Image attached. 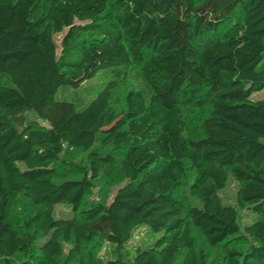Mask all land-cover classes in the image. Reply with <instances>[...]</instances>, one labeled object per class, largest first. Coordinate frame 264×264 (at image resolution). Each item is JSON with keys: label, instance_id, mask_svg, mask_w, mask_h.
Masks as SVG:
<instances>
[{"label": "trees", "instance_id": "obj_1", "mask_svg": "<svg viewBox=\"0 0 264 264\" xmlns=\"http://www.w3.org/2000/svg\"><path fill=\"white\" fill-rule=\"evenodd\" d=\"M113 48L127 61L100 70L140 65L149 95L120 99L113 79L80 110L57 100ZM263 59L264 0H0V264H210L206 248L242 233L248 250L225 264H264ZM189 109L207 114L200 137L186 136ZM70 149L76 162L62 159ZM189 171L200 207L177 196ZM118 172L111 202L85 206ZM230 174L237 205L220 197ZM244 210L257 221L242 230ZM145 227L160 237L129 256ZM107 243L118 254L105 262Z\"/></svg>", "mask_w": 264, "mask_h": 264}, {"label": "rangeland", "instance_id": "obj_2", "mask_svg": "<svg viewBox=\"0 0 264 264\" xmlns=\"http://www.w3.org/2000/svg\"><path fill=\"white\" fill-rule=\"evenodd\" d=\"M232 23L233 21L222 28L221 32L223 33L225 30L231 27ZM64 34L65 32L58 34L55 37L58 48L60 47L61 40ZM109 53H113L115 54V56L112 55L110 56V58H108L106 55L107 53H97L93 56L92 59L91 55V59H89V62L91 63L87 69V72L72 76V80L76 82V85L78 87H62L56 96L57 100L73 103L76 108L80 110L99 94V92L104 88L105 84L108 81L113 79H117L120 83V99H124V95L126 94V92L132 88L142 90L144 93L149 95V88L145 84L141 75L140 65L132 62L131 64L119 66L116 68L100 70L109 66L119 65L127 61L126 59H124L125 54L123 50L121 51V49L113 48ZM93 62H95V64ZM262 67H264V59L261 62L259 68ZM98 69L100 71H98L95 75V72ZM263 99L264 90L252 95L253 101ZM187 115L188 130L186 136L190 138H196L203 135V120L207 114L200 110L194 111L192 109H189L187 111ZM29 118L30 120H34L33 115H29ZM38 124L40 126H47V124L42 122H38ZM81 155V152L70 149L65 151L62 159L67 162H76L81 157ZM193 177L194 172L189 171L185 183L178 191L177 196L184 203V205H195L200 207V203L195 198L191 197L189 193V185L192 182ZM124 181V176L121 172L116 173L111 178H102L96 183L95 188L90 191L85 198V206H89L95 202L110 203L118 188L123 184ZM239 189L240 183L235 180L234 177L230 174L226 188L220 192V197L224 204L237 205V196ZM24 208L25 206L22 202H18L14 206L13 215L17 218L18 221H21L24 216ZM56 216L70 217L72 215H70L69 209L62 205H59L56 208ZM256 221L257 216L255 214L249 212L248 210H244L241 212L242 230L244 227L250 226ZM160 235V233L152 232L146 227L137 230L131 240V245L128 248V250L130 251L129 256H132L136 253V247L144 249L151 247L160 237ZM196 238L199 246H202L204 244V239L198 233H196ZM249 246L250 240L242 233L240 237L232 239L223 247L214 250L206 248L208 252V260L210 264H225L228 250H236L238 252L244 253L248 250ZM63 248L64 256L66 257L70 251L71 246L63 244ZM123 253L125 254L126 252L123 251ZM117 254L118 253L115 251V246L111 243H107L100 253V257L103 259V261L107 262L116 258ZM15 264H21L20 260L17 259ZM60 264H64V259L61 260Z\"/></svg>", "mask_w": 264, "mask_h": 264}]
</instances>
